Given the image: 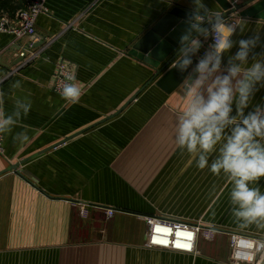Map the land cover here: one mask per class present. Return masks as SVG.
<instances>
[{
    "label": "crops",
    "instance_id": "crops-1",
    "mask_svg": "<svg viewBox=\"0 0 264 264\" xmlns=\"http://www.w3.org/2000/svg\"><path fill=\"white\" fill-rule=\"evenodd\" d=\"M18 2L0 5V17L13 19ZM203 3L223 13L215 0ZM249 7L238 13L243 31L233 40L258 33L254 51L262 54L264 20L242 17ZM46 8L36 37L0 36L3 107L12 111L16 81L23 89L16 95L33 104L21 121L31 142L20 146L3 136L0 264H262L264 228H239L226 177L199 169L196 157L175 144L184 82H151L155 70L130 54L155 28L161 41L174 19L169 13L193 12L194 0H47ZM201 39L208 48L211 38ZM238 48L224 56L225 65ZM61 64L83 89L77 103L53 91ZM255 104L264 105V88ZM146 217L202 221L214 238L198 240L196 254L151 248ZM232 234L251 238L254 260L234 257Z\"/></svg>",
    "mask_w": 264,
    "mask_h": 264
},
{
    "label": "clouds",
    "instance_id": "clouds-1",
    "mask_svg": "<svg viewBox=\"0 0 264 264\" xmlns=\"http://www.w3.org/2000/svg\"><path fill=\"white\" fill-rule=\"evenodd\" d=\"M194 4L172 65L188 72L183 83L186 107L177 116L175 144L196 157L199 169L226 177L231 185V215L239 228H264V191L260 187L264 180V105H253L256 93L264 88V53L254 51L261 37L257 33L234 41L237 29L243 31L241 22H228L221 12L208 9L203 0H194ZM201 38L213 42L193 66V57L204 46ZM237 43L238 51L229 55L225 65L224 56ZM11 87V112L5 111L4 93L0 91V136L12 135L24 146L31 138L21 121L33 104L28 96L16 95L15 90L23 91L19 81ZM60 94L65 101L77 103L83 89L79 82L70 80ZM250 107L252 110L246 112ZM18 127L23 130L14 133Z\"/></svg>",
    "mask_w": 264,
    "mask_h": 264
},
{
    "label": "built area",
    "instance_id": "built-area-1",
    "mask_svg": "<svg viewBox=\"0 0 264 264\" xmlns=\"http://www.w3.org/2000/svg\"><path fill=\"white\" fill-rule=\"evenodd\" d=\"M23 6L17 10L13 19L8 17H0V36L4 34L12 35L16 39L36 37V23L40 15L47 12V0H22ZM236 2V1H235ZM239 12L231 15L232 21L236 22ZM210 40V44L212 43ZM207 50L203 48L199 52V56H203ZM1 54V53H0ZM23 57L25 53L21 54ZM70 80H75V75L65 65H60L56 72L53 91L60 94L61 89ZM4 139L0 136V156H4ZM113 210H108V216L114 215ZM148 246L151 248L166 249L175 252L196 254L197 243L200 234L208 241L214 238V229H206L200 223H189L186 221H178L164 219L158 217H146ZM243 235L232 234L231 246L233 247L234 257L239 260L252 261L256 257L252 245L247 240H241Z\"/></svg>",
    "mask_w": 264,
    "mask_h": 264
},
{
    "label": "water",
    "instance_id": "water-1",
    "mask_svg": "<svg viewBox=\"0 0 264 264\" xmlns=\"http://www.w3.org/2000/svg\"><path fill=\"white\" fill-rule=\"evenodd\" d=\"M215 1L223 10L222 14L225 18L251 6L241 13L242 17L264 20V0H243L241 4H239L238 1L235 2V0ZM191 14L192 12H184L178 8H174L169 13V16L174 19L165 30V33H163V39L160 41L158 38L153 37L154 33L158 31V29L155 28L143 37L130 52L132 56L155 70V75L151 82L162 76L159 80V85H167L168 82H173V84L178 87L187 77L188 72L182 73L178 68H173L171 66L178 58L180 38L186 33L189 27L187 21ZM169 16L165 17L164 20L170 21ZM20 61H22V59ZM190 70L191 68L189 72ZM122 110L123 109H121V111ZM16 168L17 167H14L13 170ZM262 264H264V260Z\"/></svg>",
    "mask_w": 264,
    "mask_h": 264
},
{
    "label": "rangeland",
    "instance_id": "rangeland-1",
    "mask_svg": "<svg viewBox=\"0 0 264 264\" xmlns=\"http://www.w3.org/2000/svg\"><path fill=\"white\" fill-rule=\"evenodd\" d=\"M0 1H3V0H0ZM19 2H18V4L17 5H22L23 4V1L22 0H18ZM198 224V223H200L201 225H204L203 223H202V221H198V222H193V224ZM203 237V235L202 234H200V236H199V240H201V239H203L202 238ZM262 251H259V256H261L262 255Z\"/></svg>",
    "mask_w": 264,
    "mask_h": 264
},
{
    "label": "trees",
    "instance_id": "trees-1",
    "mask_svg": "<svg viewBox=\"0 0 264 264\" xmlns=\"http://www.w3.org/2000/svg\"><path fill=\"white\" fill-rule=\"evenodd\" d=\"M0 5L2 8H5L6 6L13 5V0H3L0 1Z\"/></svg>",
    "mask_w": 264,
    "mask_h": 264
}]
</instances>
